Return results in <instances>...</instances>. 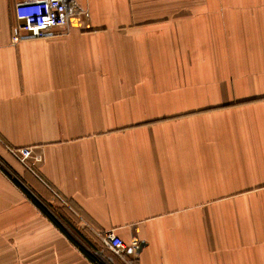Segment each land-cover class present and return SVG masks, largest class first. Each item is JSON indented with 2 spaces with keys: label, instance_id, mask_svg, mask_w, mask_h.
<instances>
[{
  "label": "crops",
  "instance_id": "obj_1",
  "mask_svg": "<svg viewBox=\"0 0 264 264\" xmlns=\"http://www.w3.org/2000/svg\"><path fill=\"white\" fill-rule=\"evenodd\" d=\"M19 1L0 160L25 189L0 170V264H264V0H75L69 33L13 44Z\"/></svg>",
  "mask_w": 264,
  "mask_h": 264
},
{
  "label": "built area",
  "instance_id": "obj_2",
  "mask_svg": "<svg viewBox=\"0 0 264 264\" xmlns=\"http://www.w3.org/2000/svg\"><path fill=\"white\" fill-rule=\"evenodd\" d=\"M77 8L75 0H20L15 5L16 23L12 32V43L18 44L24 40L52 38L61 33H69L70 20ZM6 148L25 169L38 176V166L44 162L43 155H35L33 148L13 149L8 146ZM2 168L7 169V166L0 160V170ZM7 172L11 176L4 172L5 175L12 181V178L18 180L12 171L7 169ZM54 193L65 206L70 208L64 199ZM99 237L102 244L120 258H124L129 250L137 252L140 249L139 240L126 243L114 231L100 233Z\"/></svg>",
  "mask_w": 264,
  "mask_h": 264
},
{
  "label": "trees",
  "instance_id": "obj_3",
  "mask_svg": "<svg viewBox=\"0 0 264 264\" xmlns=\"http://www.w3.org/2000/svg\"><path fill=\"white\" fill-rule=\"evenodd\" d=\"M2 170L6 173V174H8V175H10L8 172H7V169H5V168H2ZM11 176V175H10ZM13 179V182L14 183H16L18 186H20L22 189H25V188H23V186L19 183V181L18 180H16L15 178H12ZM30 198H31V200L37 205V207L43 212V213H45V214H47V216L49 215V213L47 212V210H46V208L36 199V198H34L32 195L30 196ZM49 218L51 217L50 215L48 216ZM52 218V217H51ZM53 219V218H52ZM62 219V218H61ZM54 220V219H53ZM55 221V220H54ZM64 221V220H63ZM65 222V221H64ZM63 222V223H64ZM55 223H57L58 225H59V223H58V221H55ZM65 225H67V227L69 228V229H72L73 231H75V233H76V230H75V228L74 227H72V226H70V225H68V224H66V222H65ZM60 226V225H59ZM61 227V226H60ZM62 228V227H61ZM65 232H66V230H65ZM66 234L67 235H69V233L68 232H66ZM77 235H79L78 233H76ZM70 240H72V241H74L75 242V240L69 235V236H67ZM98 263V262H97ZM99 264V263H98Z\"/></svg>",
  "mask_w": 264,
  "mask_h": 264
},
{
  "label": "rangeland",
  "instance_id": "obj_4",
  "mask_svg": "<svg viewBox=\"0 0 264 264\" xmlns=\"http://www.w3.org/2000/svg\"><path fill=\"white\" fill-rule=\"evenodd\" d=\"M27 170V169H26ZM52 208H53V210L56 212L57 210V213L59 214V215H61V212L63 213V214H65L66 212L64 211V209H63V207L58 203H55L54 205H52ZM62 218V217H61Z\"/></svg>",
  "mask_w": 264,
  "mask_h": 264
}]
</instances>
